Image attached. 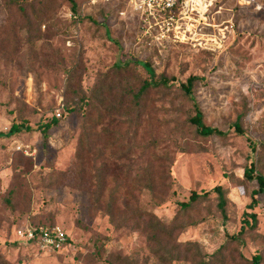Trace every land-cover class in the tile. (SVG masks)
<instances>
[{
    "label": "rangeland",
    "instance_id": "1",
    "mask_svg": "<svg viewBox=\"0 0 264 264\" xmlns=\"http://www.w3.org/2000/svg\"><path fill=\"white\" fill-rule=\"evenodd\" d=\"M12 1L0 0V45L5 5L23 29L19 48L0 47V133L12 123L31 129L0 136V264H192L186 242L211 254L248 213L257 227L243 225L225 264L255 254L264 264V191L246 175L253 165L264 176V13L219 0L205 19H185L184 37L154 20L147 29L112 4L74 0V17L70 0ZM189 75L200 77L190 96L181 88ZM150 79L137 115L127 92ZM196 109L221 135L196 133ZM53 120L44 137L39 126ZM134 209L154 216L133 217ZM54 225L69 238L61 251L18 234Z\"/></svg>",
    "mask_w": 264,
    "mask_h": 264
},
{
    "label": "trees",
    "instance_id": "2",
    "mask_svg": "<svg viewBox=\"0 0 264 264\" xmlns=\"http://www.w3.org/2000/svg\"><path fill=\"white\" fill-rule=\"evenodd\" d=\"M71 1V10L73 11L72 15L74 17H76V11L78 9L77 4L74 0H70ZM16 2H18V0H13L12 3L15 4ZM94 6H100V8H102V5H94ZM5 11L8 15V20L6 22V25H4V38L1 40V45L0 47H2V50L5 52H8L7 49L11 46H14L15 49L19 48L20 46V31L21 29H23V27L21 25H17L18 20L17 18H11L9 15L10 10V6L9 5H5ZM29 23V21H28ZM18 27V28H17ZM5 49V50H4ZM142 66L145 68V70L147 72L150 73V75L153 77L154 72L152 70H150V68L148 67V65L146 63H143ZM200 79L199 76L196 75H189L186 79L185 83H181V88L183 89V91L185 92L186 95L190 96L192 94V87H193V83L195 80ZM153 79H150L149 81L146 82H142L140 88L136 91L133 92L128 91L127 93L130 94L131 96V101L133 104H137L135 105L136 107V112L137 115H139L140 113V107L139 105V101L143 98L144 94L147 92V90L151 87V83H152ZM167 78L166 77H162L161 78V82H163V84L167 83ZM71 108H67V111H70ZM64 109H62V113H64ZM62 116V115H61ZM190 121L192 122L193 125H195V131L196 133H198L201 136H210L212 134H217V135H221V132L219 130H217L216 128H211L207 125H205L202 122V112L199 109H196V113L193 117L190 118ZM240 119L238 118L235 122V129L238 132H241L240 129V125H239ZM56 121L53 120L52 122H48L45 124H41L39 126L40 131L42 132L44 137H47V131L48 129L51 127L52 124H55ZM29 130L31 129L29 126H23V124H15L12 123L10 126V129L8 132H4V133H0V136H10L11 134L21 131V130ZM255 171L254 166L251 165L250 168L246 171V175L247 178L249 180H256V182L258 183V190L260 191H264V176L261 174H256L253 176V172ZM100 193H101V189H102V173L100 172ZM150 189L153 190V186H150ZM258 190L254 191V195L258 193ZM209 191H201V192H192L189 196V200L187 202H181V206L182 208H188L191 206V204L193 202H196L199 198L201 197H206ZM213 191L216 192L217 197H218V207L220 208V211L222 213L223 218L226 217L225 215V203H226V196H225V192L222 189L221 186H215L213 188ZM256 203L255 198H252V204L251 207L254 206V204ZM108 212L111 213V204H108L107 206ZM133 217H152L154 216L152 213H148L145 211H141L139 209H134L133 212ZM248 216L250 217V221L248 219H243L244 223L243 225H249L248 228L250 229H256L257 224H258V219H257V215L255 213H248ZM160 223V221L153 220V225H158ZM240 227V230L235 233L232 234L223 244H221L219 246V248L217 250H215L213 253L211 254H203L200 252L198 244L196 242H186V245H190L187 249L194 251L193 254V260H192V264H225V252L227 251V249L231 246V244H237L240 245L242 243V238L244 233L246 232V228H244V226ZM153 240H155V236L153 237ZM68 244H69V238L67 240ZM158 243H160L158 241ZM162 248H166V250L168 251V247L167 245H163L161 244ZM243 257V256H242ZM242 259V258H241ZM244 259V260H243ZM242 261H244L245 263L243 264H262V260H263V256L260 254H255L252 256L251 259H247L243 257Z\"/></svg>",
    "mask_w": 264,
    "mask_h": 264
},
{
    "label": "built area",
    "instance_id": "3",
    "mask_svg": "<svg viewBox=\"0 0 264 264\" xmlns=\"http://www.w3.org/2000/svg\"><path fill=\"white\" fill-rule=\"evenodd\" d=\"M216 1L219 0H87L92 6L103 3L112 4V7L121 16L126 13L134 14L141 19L144 23L143 26L147 29L151 27V20H154V25L159 28L166 27L165 30H169V26L172 25L173 28L180 30L179 32L183 33L184 37L188 30V27H185L187 24L185 19L192 18L193 14H195L193 20L196 22L201 18L205 19V13L213 7ZM235 3L239 7H251L255 11L264 13V0H235ZM175 11L178 13L176 19L172 15ZM196 34L198 33L194 35ZM198 39V37L195 38V40ZM55 115L61 117L59 108ZM18 234L21 240L37 246L42 251L57 252L68 246L66 232L56 225L28 226L19 230Z\"/></svg>",
    "mask_w": 264,
    "mask_h": 264
},
{
    "label": "bare ground",
    "instance_id": "4",
    "mask_svg": "<svg viewBox=\"0 0 264 264\" xmlns=\"http://www.w3.org/2000/svg\"><path fill=\"white\" fill-rule=\"evenodd\" d=\"M187 39V38H186Z\"/></svg>",
    "mask_w": 264,
    "mask_h": 264
}]
</instances>
